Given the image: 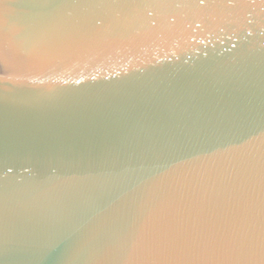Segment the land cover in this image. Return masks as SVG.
Instances as JSON below:
<instances>
[{
    "label": "water",
    "instance_id": "1",
    "mask_svg": "<svg viewBox=\"0 0 264 264\" xmlns=\"http://www.w3.org/2000/svg\"><path fill=\"white\" fill-rule=\"evenodd\" d=\"M0 264H264V0H0Z\"/></svg>",
    "mask_w": 264,
    "mask_h": 264
}]
</instances>
